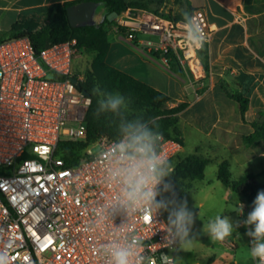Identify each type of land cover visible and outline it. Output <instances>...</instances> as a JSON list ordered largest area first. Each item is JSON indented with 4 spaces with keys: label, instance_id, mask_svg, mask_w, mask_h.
I'll return each instance as SVG.
<instances>
[{
    "label": "built area",
    "instance_id": "1",
    "mask_svg": "<svg viewBox=\"0 0 264 264\" xmlns=\"http://www.w3.org/2000/svg\"><path fill=\"white\" fill-rule=\"evenodd\" d=\"M196 16L208 43L213 28L202 9ZM112 26L126 40L169 65L177 57L196 81L206 68L201 47L185 39L184 18L144 9L124 10ZM77 38L37 51L28 36L0 42V256L6 264H104L98 247L122 232L138 236L143 253L161 264V254L177 251L164 239V214L134 213L114 203L111 161L121 139L103 137L95 152L69 162L64 141H85L92 96L75 76L84 52ZM157 153L166 160L182 148L180 140L158 134ZM254 200V199H253ZM251 211V210H250ZM255 264L259 261L255 259Z\"/></svg>",
    "mask_w": 264,
    "mask_h": 264
},
{
    "label": "trees",
    "instance_id": "2",
    "mask_svg": "<svg viewBox=\"0 0 264 264\" xmlns=\"http://www.w3.org/2000/svg\"><path fill=\"white\" fill-rule=\"evenodd\" d=\"M80 1L84 0L55 1L46 5L43 10L21 11L12 25V33L0 36V42L8 37L28 36L37 51L50 43L77 38L79 46L94 53V59L87 71L86 78L81 83L82 87L92 96L86 116L87 140L64 141L61 145L64 156L70 163L79 161L84 157L83 149L91 139L101 135L111 138L121 136L122 120L137 116L149 122V126L157 134L176 138L182 143V139L175 133L178 131L179 114L189 105V102L182 101L168 107L166 103L171 100L170 95L112 64L108 26L115 24V18H111L115 13L119 15L128 8L144 9L176 20L183 18L184 12L190 15L196 8L191 5L189 0H176L184 8L179 14L173 15L171 11L165 13L160 10V7L165 6L168 0H94L100 3L101 8L96 24L73 26L68 18L67 6ZM119 31L125 33V29L122 27ZM199 52L208 72V43H205ZM155 55L160 57L159 53ZM169 66L175 72H181L183 69V65L177 57L169 60ZM80 71H74L75 76H78ZM97 87L101 93L123 95L128 101V109L122 110L120 115L101 113L97 117L95 115L98 107L97 101L101 98L97 94ZM229 96L239 103L242 119L246 120L249 98L241 91H230ZM251 123L254 127L253 131L243 136V140L248 146L264 141V117L255 119ZM210 159V156L200 154H190L181 158L177 152L167 160L171 168L170 179L175 185L178 196L193 188L191 182H185L187 178H204L205 166ZM218 178L248 201H253L258 191L264 187V184L258 182L251 172H245L237 179L232 178L227 159L219 163ZM165 217L167 216L165 215Z\"/></svg>",
    "mask_w": 264,
    "mask_h": 264
},
{
    "label": "rangeland",
    "instance_id": "3",
    "mask_svg": "<svg viewBox=\"0 0 264 264\" xmlns=\"http://www.w3.org/2000/svg\"><path fill=\"white\" fill-rule=\"evenodd\" d=\"M47 1L49 0H0V36L12 33V25L21 11L43 10ZM32 4L34 5L29 6ZM183 8L178 1L168 0L165 6L160 7V10L165 13L171 11L175 15L179 14ZM100 9L99 7L98 14ZM108 29L111 39L117 38V34L121 33L112 25L108 26ZM114 34L115 36H113ZM121 34L125 37L123 33ZM93 59L94 53L84 50L81 56L75 59L74 71L81 70L79 75L85 79ZM110 61L124 70H130L134 66L138 67V72H132L136 77L152 85L168 87L170 92L168 95L171 97V100L166 103L168 107L174 106V101L179 98L185 96L189 100L195 98L196 94L192 92L193 88L187 84L184 86L182 80L172 75L161 57L151 58L147 56L126 39L114 48ZM183 71L187 83L192 81L196 90L199 91L207 85L206 78L196 81L191 72L184 66ZM208 106L212 108L210 101L204 100L193 109L180 114L177 124L178 131L175 133L182 139V148L179 151L181 158L190 154H200L211 158L205 166L204 178H187L185 182H191L193 188L179 195L180 198L187 199L189 207L199 213V218H197L193 229L196 233L195 239L188 245L187 251H177V258L184 264H254L249 255L251 238L245 234L246 227L241 226L225 240L216 242H211L207 234H204L201 229L203 223L207 224L216 215H228L234 221L243 220L252 210L253 201H248L225 185L218 178V168L219 163L227 159L232 178L237 179L245 172H251L258 182L264 184V141L248 146L240 137L227 146L211 144L214 139L207 135V130L203 127L204 125H211L214 121L213 112L210 111L205 117L203 115V110H207L206 107ZM248 115V117H252L254 114L248 113ZM103 137L108 136L101 135L91 139L83 151L90 148L96 152L98 143ZM261 190H264V187ZM229 202L237 205V207H243V216L237 215L235 210L227 211ZM165 215L167 216V213Z\"/></svg>",
    "mask_w": 264,
    "mask_h": 264
},
{
    "label": "clouds",
    "instance_id": "4",
    "mask_svg": "<svg viewBox=\"0 0 264 264\" xmlns=\"http://www.w3.org/2000/svg\"><path fill=\"white\" fill-rule=\"evenodd\" d=\"M185 39L193 47H201L206 39L196 16L183 13ZM98 107L95 115L111 113L120 115L128 109L127 99L120 93H101L97 87ZM121 139L116 144L111 161L110 182L116 187L114 203L134 213H167L164 239L175 251H187L195 239L193 229L199 213L190 208L186 198H180L170 179V165L157 153L159 136L149 122L137 116L123 119L120 125ZM252 210L243 220H233L228 215H216L202 232L211 242L223 241L241 226L247 228L251 238L249 255L264 264V190L258 191L252 202ZM194 208H196L194 206ZM225 211V209H224ZM237 215L243 216V207H235ZM142 240L132 233L122 232L102 243L97 251L104 264H155L151 256L143 253ZM161 264H176L175 257L162 253ZM0 264L6 259L0 256Z\"/></svg>",
    "mask_w": 264,
    "mask_h": 264
},
{
    "label": "crops",
    "instance_id": "5",
    "mask_svg": "<svg viewBox=\"0 0 264 264\" xmlns=\"http://www.w3.org/2000/svg\"><path fill=\"white\" fill-rule=\"evenodd\" d=\"M55 1L63 0H49L47 5ZM189 1L194 8L205 12L213 28L212 38L208 42L209 71H206L205 76L207 85L198 91L192 81L187 83L183 69L181 72H175L167 65L170 73L182 80L184 86L187 84L192 87V92L196 94L193 100L184 95L185 97L174 101V105L182 101L189 102L180 113L182 114L202 101L209 100L212 108L206 107L203 115L205 117L210 111L213 112L214 121L209 126H202L207 130V135L214 139L211 144L231 145L235 139L243 138L245 134L253 131V120L264 117V0ZM125 39L121 33L117 34L115 39L110 38V57L114 48ZM134 47L147 56L156 58L140 47ZM124 71L134 75L132 72L139 70L134 66ZM152 86L170 94L168 87ZM230 91H241L249 98L246 120L242 119L239 103L229 96ZM248 113L254 115L248 117ZM178 261L184 264L179 259ZM253 261L255 264V259Z\"/></svg>",
    "mask_w": 264,
    "mask_h": 264
},
{
    "label": "water",
    "instance_id": "6",
    "mask_svg": "<svg viewBox=\"0 0 264 264\" xmlns=\"http://www.w3.org/2000/svg\"><path fill=\"white\" fill-rule=\"evenodd\" d=\"M100 3L94 0H84L67 6L68 18L73 26L93 25L97 22ZM118 14H114L115 18ZM86 92H88L86 90ZM237 205L228 203L227 211L235 210Z\"/></svg>",
    "mask_w": 264,
    "mask_h": 264
}]
</instances>
